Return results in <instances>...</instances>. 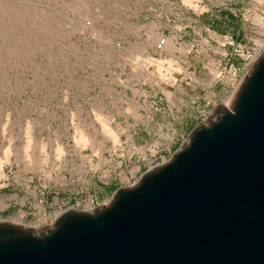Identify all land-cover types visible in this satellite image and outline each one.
<instances>
[{"label": "rangeland", "instance_id": "rangeland-1", "mask_svg": "<svg viewBox=\"0 0 264 264\" xmlns=\"http://www.w3.org/2000/svg\"><path fill=\"white\" fill-rule=\"evenodd\" d=\"M263 43L264 0H0V219L106 203L227 102Z\"/></svg>", "mask_w": 264, "mask_h": 264}, {"label": "water", "instance_id": "water-1", "mask_svg": "<svg viewBox=\"0 0 264 264\" xmlns=\"http://www.w3.org/2000/svg\"><path fill=\"white\" fill-rule=\"evenodd\" d=\"M0 264H264V46L228 106L106 203L0 219Z\"/></svg>", "mask_w": 264, "mask_h": 264}, {"label": "bare ground", "instance_id": "bare-ground-1", "mask_svg": "<svg viewBox=\"0 0 264 264\" xmlns=\"http://www.w3.org/2000/svg\"><path fill=\"white\" fill-rule=\"evenodd\" d=\"M149 62H151V61H149ZM231 98L232 97L229 98V102L227 101L226 103H223L222 105L223 106H227L226 104H229L230 103ZM101 122H102L101 123V126H102L101 128H102L103 133L107 134L112 139L113 142H117V136H116V134L113 133L111 131V129H109V127L107 126V124H106V122L104 120L103 121L101 120ZM86 140H87V138L85 137V135H83L82 133H80L79 138L77 140L78 144H83ZM53 218L54 217L50 218V220H52Z\"/></svg>", "mask_w": 264, "mask_h": 264}, {"label": "built area", "instance_id": "built-area-1", "mask_svg": "<svg viewBox=\"0 0 264 264\" xmlns=\"http://www.w3.org/2000/svg\"><path fill=\"white\" fill-rule=\"evenodd\" d=\"M263 46H264V43H263ZM263 46L261 47V50H262ZM240 82H241V79H240L238 82H236V83L231 87V89L229 90V97L227 98V101L229 100L230 97L233 98V96H234V94H235V92H236V90H237V88H238ZM232 98H231V99H232ZM230 101H231V100H230ZM228 105H229V104H228ZM228 105H227V106H228ZM207 116H208V114H207ZM207 116H205V117L203 118V120L206 119ZM163 161H165V159H162L161 162L157 163L156 165L162 163ZM154 166H155V165H154ZM150 168H151V167H150ZM93 207H94V206H93ZM56 216H57V215H56ZM56 216H54V218H53L52 220H50V223L55 219ZM50 223H49V224H50ZM47 225H48V224H47Z\"/></svg>", "mask_w": 264, "mask_h": 264}]
</instances>
